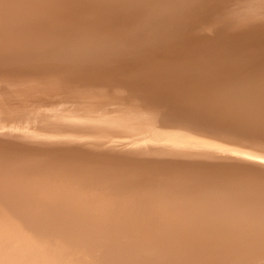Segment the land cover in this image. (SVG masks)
<instances>
[{"label":"bare ground","instance_id":"1","mask_svg":"<svg viewBox=\"0 0 264 264\" xmlns=\"http://www.w3.org/2000/svg\"><path fill=\"white\" fill-rule=\"evenodd\" d=\"M262 12L0 0V264H264Z\"/></svg>","mask_w":264,"mask_h":264},{"label":"snow or ice","instance_id":"2","mask_svg":"<svg viewBox=\"0 0 264 264\" xmlns=\"http://www.w3.org/2000/svg\"><path fill=\"white\" fill-rule=\"evenodd\" d=\"M259 18L262 21H264V12L261 13ZM126 35H127V39L130 41L139 38L138 34L134 31H129ZM261 86L264 87V77L261 78ZM247 115L250 119H253V120L258 119L261 125L264 126V105L261 106L259 112H256L254 109L248 110Z\"/></svg>","mask_w":264,"mask_h":264},{"label":"water","instance_id":"3","mask_svg":"<svg viewBox=\"0 0 264 264\" xmlns=\"http://www.w3.org/2000/svg\"><path fill=\"white\" fill-rule=\"evenodd\" d=\"M244 166L253 169L255 171V174H259L258 176L264 177V168H263V166L254 167L251 164H245Z\"/></svg>","mask_w":264,"mask_h":264}]
</instances>
